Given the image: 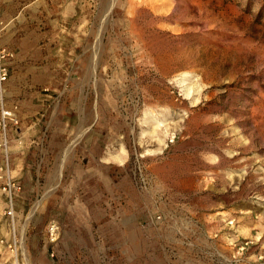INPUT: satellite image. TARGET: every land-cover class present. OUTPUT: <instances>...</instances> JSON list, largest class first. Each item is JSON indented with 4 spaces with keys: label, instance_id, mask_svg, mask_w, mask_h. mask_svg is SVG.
I'll list each match as a JSON object with an SVG mask.
<instances>
[{
    "label": "rangeland",
    "instance_id": "rangeland-1",
    "mask_svg": "<svg viewBox=\"0 0 264 264\" xmlns=\"http://www.w3.org/2000/svg\"><path fill=\"white\" fill-rule=\"evenodd\" d=\"M1 1L0 264H264V0Z\"/></svg>",
    "mask_w": 264,
    "mask_h": 264
},
{
    "label": "built area",
    "instance_id": "built-area-1",
    "mask_svg": "<svg viewBox=\"0 0 264 264\" xmlns=\"http://www.w3.org/2000/svg\"><path fill=\"white\" fill-rule=\"evenodd\" d=\"M0 0V152L2 159L0 163V190L5 197V213L13 219L14 200L22 190L20 180L11 174L9 153V135L13 127L18 128L20 121L19 108L17 103L8 104L6 100V85L9 79V66L13 58V52L3 42V21L1 17ZM15 237V236H14ZM15 240L8 244L11 248Z\"/></svg>",
    "mask_w": 264,
    "mask_h": 264
},
{
    "label": "crops",
    "instance_id": "crops-1",
    "mask_svg": "<svg viewBox=\"0 0 264 264\" xmlns=\"http://www.w3.org/2000/svg\"><path fill=\"white\" fill-rule=\"evenodd\" d=\"M19 145H21V143H17L18 147H16V145L15 146H13V145L10 146V154H9L10 155L9 156L10 157V168H11V174H13V175L17 174V170H16V168L14 166V160H13L14 155H13V153H16L18 150H21L20 148L22 146L19 147ZM21 151H24V149L21 150ZM0 163H1V154H0Z\"/></svg>",
    "mask_w": 264,
    "mask_h": 264
},
{
    "label": "bare ground",
    "instance_id": "bare-ground-1",
    "mask_svg": "<svg viewBox=\"0 0 264 264\" xmlns=\"http://www.w3.org/2000/svg\"><path fill=\"white\" fill-rule=\"evenodd\" d=\"M111 158L118 159V156L117 155L116 156L115 155L114 156L112 155Z\"/></svg>",
    "mask_w": 264,
    "mask_h": 264
}]
</instances>
